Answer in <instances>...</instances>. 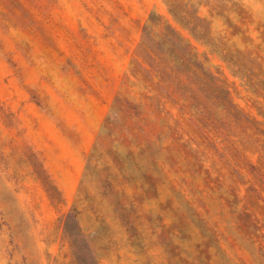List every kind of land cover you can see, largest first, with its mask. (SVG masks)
Masks as SVG:
<instances>
[{
	"label": "rangeland",
	"instance_id": "374dc122",
	"mask_svg": "<svg viewBox=\"0 0 264 264\" xmlns=\"http://www.w3.org/2000/svg\"><path fill=\"white\" fill-rule=\"evenodd\" d=\"M171 3L0 0V264H264V0ZM152 12L229 92L201 121L134 74Z\"/></svg>",
	"mask_w": 264,
	"mask_h": 264
},
{
	"label": "trees",
	"instance_id": "16d2710c",
	"mask_svg": "<svg viewBox=\"0 0 264 264\" xmlns=\"http://www.w3.org/2000/svg\"><path fill=\"white\" fill-rule=\"evenodd\" d=\"M166 1L170 12L180 23L188 26L186 17L171 8V0ZM192 32L199 40L208 43L205 37L209 35V29L204 35L197 28H192ZM132 66L134 74L140 73L143 79L154 85L171 102L181 103L182 109L188 106L203 113L206 104H216L214 98L212 99L214 92L223 90L229 94L224 89L222 79L204 67L192 43L168 18L157 12H152L144 27L143 38L137 48L136 57L132 60ZM144 98L148 101L144 103L146 106L151 107L160 102L159 95H145ZM234 109L235 116L244 117L238 108ZM205 118L206 114L203 113L199 121ZM261 134L263 138H256L253 148L264 160V130ZM254 168L260 170L257 166Z\"/></svg>",
	"mask_w": 264,
	"mask_h": 264
}]
</instances>
